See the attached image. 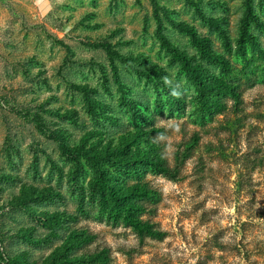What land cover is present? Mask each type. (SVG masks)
<instances>
[{"label":"rangeland","instance_id":"rangeland-1","mask_svg":"<svg viewBox=\"0 0 264 264\" xmlns=\"http://www.w3.org/2000/svg\"><path fill=\"white\" fill-rule=\"evenodd\" d=\"M159 34L202 65L216 107L201 103ZM197 37L228 69L205 57ZM72 84L87 86L94 112ZM56 130L86 149L134 137L155 147L171 175L105 165L118 189H146L134 203L153 235L124 224L95 188L97 171L49 137ZM26 190L54 199L31 202L35 217L9 209ZM54 212L74 221L51 232L38 214ZM0 228V254L23 264H42L65 244L105 264H264V0H0Z\"/></svg>","mask_w":264,"mask_h":264},{"label":"trees","instance_id":"trees-1","mask_svg":"<svg viewBox=\"0 0 264 264\" xmlns=\"http://www.w3.org/2000/svg\"><path fill=\"white\" fill-rule=\"evenodd\" d=\"M190 3H193L189 1ZM166 13V9H161ZM204 22L212 27L218 26V21L216 19L206 18L202 16ZM257 23V22H256ZM176 28L189 32L190 35H194L192 29H189L187 25L179 23L176 25ZM247 38L251 39V35L246 34ZM159 38L161 39L162 45L164 48L168 49L173 57L181 62L183 68L185 69L189 78L193 80L198 91L203 95L201 103L203 105H208L211 107H216L214 95L209 94L206 91V83H203L200 78V74H203L202 65H194L195 60L188 57L186 53L181 51L172 45L165 37L159 34ZM196 43L205 52V57L210 61L216 62L221 65L222 68L228 69V64L223 58H219L214 55L212 51H209V46H207V42L205 40L200 39L199 37L195 38ZM88 47L92 48H100L103 49L112 60H118L123 63H127L133 59L132 56H123L119 52L113 50L109 44H96L89 43L85 44ZM209 49H208V48ZM241 47V44H239ZM207 48V49H206ZM211 50V49H210ZM208 78V76H205ZM73 88L81 93H83L85 101L87 103L88 109L90 112H94L96 107H99L98 103L88 94L87 86L72 84ZM224 87H227L224 85ZM126 107L130 110V113L133 116L138 117L139 111L135 107V105L130 101H125ZM207 106V107H208ZM74 119V118H72ZM35 124L40 127V120L34 119ZM46 130V128H43ZM55 134H50L49 137L56 140L58 142V146L62 152V154L69 159H72L76 165L80 164V161L83 159L90 166H92L97 171L98 178L95 181V188L102 194L106 195L110 201L112 208L122 216L123 222L126 226L133 228L135 231L141 234H149L153 235L152 229L143 224L138 216L141 213V209L134 203V199L136 197L144 198L148 197L149 194L145 188H134L130 190L126 189H118L114 186L115 179L108 174L107 166H111L117 172H122L123 170H130L133 173L139 172L142 168H151L153 171L161 174L171 175L170 172L164 167L163 162L155 155V147L149 146L146 142H143L142 139L139 138H129L125 140L123 143H119L115 146H107L101 150H92L86 149L85 142H80L77 145L70 146L69 138L65 135L64 132L56 130L53 132ZM89 136L83 138L88 139ZM81 140V141H82ZM143 143V144H142ZM143 145V146H142ZM10 175L3 176L4 181H8L10 179ZM54 199V194L52 190H43V191H23L21 195H14L13 200L9 202V209L24 211L26 214L36 216L37 209L33 208L29 204L33 203H43L47 201H52ZM106 200V199H105ZM39 222L41 225L53 232L55 229L59 227L61 224L69 223L74 221L72 216L61 215L59 212L54 213H39ZM31 216V217H32ZM0 228V232H1ZM22 237L26 238V234L22 233ZM4 242V236L0 234V244ZM75 246L65 244L63 247L57 249V251L53 252L47 259L43 261L42 264H105V260L102 262V258L100 259V254L93 255H82V256H74L73 249ZM0 260L5 262V264H23V261L19 258H13L4 260L2 254H0Z\"/></svg>","mask_w":264,"mask_h":264}]
</instances>
